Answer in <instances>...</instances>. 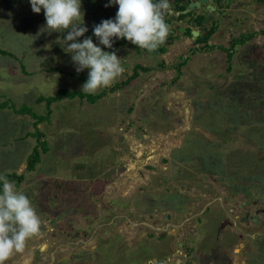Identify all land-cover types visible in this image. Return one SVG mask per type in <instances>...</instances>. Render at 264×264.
<instances>
[{
	"label": "rangeland",
	"instance_id": "rangeland-1",
	"mask_svg": "<svg viewBox=\"0 0 264 264\" xmlns=\"http://www.w3.org/2000/svg\"><path fill=\"white\" fill-rule=\"evenodd\" d=\"M109 5L81 0L88 31L76 42L91 37L107 52L93 29L115 19L118 5ZM240 15L244 22L211 39V49L181 40L157 54L113 38L109 52L123 60L122 76L91 94H104L95 103L52 104L35 128L15 110L45 116L38 97L82 92L84 82L71 76L77 66L63 43L67 30L47 29L43 9L34 13L30 0H0V49L13 55H0V103H7L0 174L23 175L17 189L44 221L6 264H264V228L241 229L239 239V229L223 227L226 219L238 224V204L264 208V35L255 31L263 23L253 6ZM245 34L254 36L227 61L220 47ZM135 65L153 70L122 85ZM34 147L40 162L28 171Z\"/></svg>",
	"mask_w": 264,
	"mask_h": 264
},
{
	"label": "clouds",
	"instance_id": "clouds-1",
	"mask_svg": "<svg viewBox=\"0 0 264 264\" xmlns=\"http://www.w3.org/2000/svg\"><path fill=\"white\" fill-rule=\"evenodd\" d=\"M30 4L36 14L43 9L47 29L68 31L63 43L66 52L72 54L76 71L89 69L82 92L94 94L110 87L122 76L123 60L115 52L103 51L91 37L82 43L76 42L88 31L82 26L81 0H30ZM113 4L118 5L115 19L103 20L93 29L101 45L111 49L113 38H121L153 52L166 42L170 30L165 19L171 7L169 0H110V5ZM81 20L82 23H78ZM0 185V264H6L14 253L22 252L27 242L40 233L44 221L31 199L17 189L14 181L0 174Z\"/></svg>",
	"mask_w": 264,
	"mask_h": 264
},
{
	"label": "flooded vegetation",
	"instance_id": "flooded-vegetation-1",
	"mask_svg": "<svg viewBox=\"0 0 264 264\" xmlns=\"http://www.w3.org/2000/svg\"><path fill=\"white\" fill-rule=\"evenodd\" d=\"M169 3L171 7L165 16V19L166 23L170 26L169 32L172 31V35H168L166 42L159 47L160 49H164V51L176 41L181 40L184 41V43L189 44V49L192 50L201 49L203 47L205 48V46H207V48L211 47V39L215 37L218 38L219 35L230 34L232 29H235L237 25L243 23L245 15L241 16L240 14L245 11V8L252 6L255 7L257 13H260L261 15L260 19H256L258 20V24L259 20L263 23V26H260L255 31L260 35H264V15H262V13H264V0H228V3L226 0H207L206 3L202 2V0H169ZM191 3H199L200 6L183 14L182 12ZM247 20H252V17L247 16ZM193 33H196L197 36L193 37ZM243 36L248 37L250 35H240L238 39H241ZM250 39H252V37ZM250 39L246 40L242 45H245ZM234 40L236 39L232 38L228 40L229 47ZM249 206H251L250 202H244L240 205L238 204V208L243 209L239 210L240 212L237 216H233L234 219H237V225L243 226L242 228H239L232 220L227 219L226 222L223 223V227L239 229L240 236H243L242 230H245L248 227L249 229L253 228V230L264 228V216L260 217V215L264 214V208L252 205L253 209L249 210ZM246 213L258 217L257 222H253L249 217H246ZM225 215L230 214L226 213ZM253 233V235L247 236H249V239L252 238L255 240L259 237V234L256 232ZM184 246L186 245L178 243L177 249L190 250V248Z\"/></svg>",
	"mask_w": 264,
	"mask_h": 264
},
{
	"label": "trees",
	"instance_id": "trees-1",
	"mask_svg": "<svg viewBox=\"0 0 264 264\" xmlns=\"http://www.w3.org/2000/svg\"><path fill=\"white\" fill-rule=\"evenodd\" d=\"M252 37V35L248 36V37H241V39H236L231 43L230 49H224L222 47H220L223 50L227 51V61L230 60V58L232 57V51L235 46L237 45H242L246 40H248V38L250 39ZM126 39H121V42H125ZM208 48H213V47H208ZM105 50L107 52H109V48H105ZM147 51V50H145ZM157 54H161L164 52V49H160L158 48L156 51H154ZM0 55L3 56H9V57H13V55L7 51L1 50L0 49ZM186 60V59H185ZM185 64V62L180 63L178 66L175 67L176 71H177V79L179 78V76L181 75V66H183ZM165 65L164 63L161 64V68H163ZM22 67V65H21ZM230 68V67H229ZM153 69L150 68H146L143 67L141 65H135L133 67V73L132 75L126 80V82L122 83V85H127L131 80L135 79L138 74L139 71L142 72H149ZM74 78H77L81 81H83L84 83L87 81L88 75H84L81 72H76L74 74L71 75ZM104 94H98V95H91L89 93H84L81 91H67V90H60L56 95L51 96V97H43L40 96L37 98V103H45L46 108H47V112L45 116H39L37 114H35L29 107L27 106H22L20 107L18 110H15L16 113L19 114H23V115H29L31 118H33L35 120L34 122V126L35 128H37V125L42 123L43 121H47L51 115V108L50 106L54 103L60 102L62 99L66 98L69 100H73L75 98H79V99H87L90 103H95L97 99H100ZM7 106V103L3 102L0 103V109H3ZM32 135H34L35 139L37 140V143L39 144L40 148H41V152L46 153L47 152V147H46V143L41 141V136L42 133L39 132V130L36 129L35 133H32ZM40 150L38 149V147H34L32 150V154L29 157L28 161H27V170L28 171H33L36 167V165L40 162V155H41ZM9 180H16L17 183H19L22 179H23V175H19L17 176L16 174H9V175H5ZM0 191H1V185H0Z\"/></svg>",
	"mask_w": 264,
	"mask_h": 264
},
{
	"label": "water",
	"instance_id": "water-1",
	"mask_svg": "<svg viewBox=\"0 0 264 264\" xmlns=\"http://www.w3.org/2000/svg\"><path fill=\"white\" fill-rule=\"evenodd\" d=\"M202 2L206 3L207 0H202ZM226 2L228 3V0H226ZM199 6H200L199 3H191L188 5V7L182 13L186 14V13L194 10L195 8H198ZM169 35H172V31L169 32ZM195 36H197V34L193 33V37H195ZM246 217H249V219H251L253 222H257V220H258V217L250 215L249 213H246Z\"/></svg>",
	"mask_w": 264,
	"mask_h": 264
},
{
	"label": "crops",
	"instance_id": "crops-1",
	"mask_svg": "<svg viewBox=\"0 0 264 264\" xmlns=\"http://www.w3.org/2000/svg\"><path fill=\"white\" fill-rule=\"evenodd\" d=\"M262 216H264V214L260 215V217H262ZM235 236H236V238L241 239V238L244 237L245 235H243V236L235 235ZM231 237H232V238H231V241L235 239L234 235H232ZM245 238H246V237H245ZM251 240H252V238H251ZM253 241H254V239H253ZM239 244H240V243H239ZM239 244H237V245L234 246V249H233L234 252L237 250L238 247H241V245H239ZM180 251H182V250H180ZM233 251H232V252H233ZM180 253H181V252H180ZM239 253H240V250H239ZM191 255H192V254H191ZM228 263H229V261H228ZM175 264H180V262H176ZM192 264H193V262H192ZM231 264H237V261L235 260V262L233 261ZM241 264H244V262L241 263ZM245 264H247V263H245Z\"/></svg>",
	"mask_w": 264,
	"mask_h": 264
},
{
	"label": "bare ground",
	"instance_id": "bare-ground-1",
	"mask_svg": "<svg viewBox=\"0 0 264 264\" xmlns=\"http://www.w3.org/2000/svg\"><path fill=\"white\" fill-rule=\"evenodd\" d=\"M139 155V154H138ZM133 168V167H132Z\"/></svg>",
	"mask_w": 264,
	"mask_h": 264
}]
</instances>
